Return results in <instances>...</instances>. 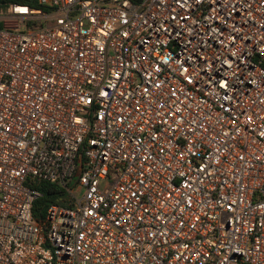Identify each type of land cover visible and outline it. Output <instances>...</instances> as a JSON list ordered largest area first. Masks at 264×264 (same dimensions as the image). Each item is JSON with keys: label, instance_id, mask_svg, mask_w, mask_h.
Returning <instances> with one entry per match:
<instances>
[{"label": "built area", "instance_id": "built-area-1", "mask_svg": "<svg viewBox=\"0 0 264 264\" xmlns=\"http://www.w3.org/2000/svg\"><path fill=\"white\" fill-rule=\"evenodd\" d=\"M35 1L0 2V264H264V0Z\"/></svg>", "mask_w": 264, "mask_h": 264}, {"label": "trees", "instance_id": "trees-1", "mask_svg": "<svg viewBox=\"0 0 264 264\" xmlns=\"http://www.w3.org/2000/svg\"><path fill=\"white\" fill-rule=\"evenodd\" d=\"M5 0H0L4 2ZM16 2H27L30 5L36 6L37 2L35 0H13ZM1 25V22H0ZM33 185L38 187L41 193L36 196L32 202V212L34 217L42 222L45 220L46 207L52 202H59L62 204H69L70 197L66 194L63 187L56 183L49 182L46 180H35Z\"/></svg>", "mask_w": 264, "mask_h": 264}, {"label": "rangeland", "instance_id": "rangeland-1", "mask_svg": "<svg viewBox=\"0 0 264 264\" xmlns=\"http://www.w3.org/2000/svg\"><path fill=\"white\" fill-rule=\"evenodd\" d=\"M5 10V9H4ZM27 27V25H24L22 28L24 29V28H26ZM81 192V190L79 191V193ZM68 197H69V195H68V193L66 194Z\"/></svg>", "mask_w": 264, "mask_h": 264}]
</instances>
